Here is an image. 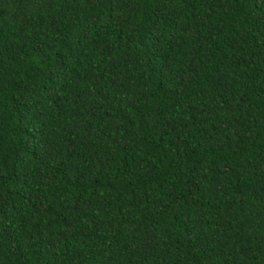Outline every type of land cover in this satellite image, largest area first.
<instances>
[{
  "label": "trees",
  "instance_id": "trees-1",
  "mask_svg": "<svg viewBox=\"0 0 264 264\" xmlns=\"http://www.w3.org/2000/svg\"><path fill=\"white\" fill-rule=\"evenodd\" d=\"M0 264H264V0H0Z\"/></svg>",
  "mask_w": 264,
  "mask_h": 264
}]
</instances>
